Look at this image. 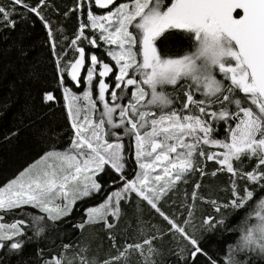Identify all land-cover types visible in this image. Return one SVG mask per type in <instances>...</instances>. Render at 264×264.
Returning <instances> with one entry per match:
<instances>
[{
  "label": "snow or ice",
  "instance_id": "1",
  "mask_svg": "<svg viewBox=\"0 0 264 264\" xmlns=\"http://www.w3.org/2000/svg\"><path fill=\"white\" fill-rule=\"evenodd\" d=\"M48 9L61 14L52 0H0V38L31 15L43 25L48 46L44 60L30 58L32 46L22 39L13 46L24 65L22 80L39 85L43 106L38 110L29 94L19 122L35 127L46 148L0 186V264L22 255L46 229L70 218L78 202L96 195H104L103 201L85 209L74 227L83 232L102 225L111 241L107 255L65 242L49 255L38 247L36 259L24 264H133V257L138 264H161L157 241L165 238L175 242L176 264H198L201 256L208 264H264V197L259 211L226 229L230 211L245 209L264 192V0H74L62 13L77 14L71 37L53 25ZM174 39L187 40L191 50L172 56L166 46L158 47ZM92 49H103V55ZM81 87L82 94L73 90ZM57 90L72 132L66 148L58 146L65 136L61 126L36 127L52 115ZM10 106L0 102V117ZM217 121L225 125L223 139L214 134ZM245 159L251 168L242 166ZM207 162L218 165L213 177L229 174V198L198 195L196 181L190 197L186 193L172 210L179 185L194 173L208 175ZM197 200L214 214L198 216ZM126 204H135L137 218L121 243L112 230L126 216ZM145 208L163 226L144 220ZM10 213L19 218L5 222ZM218 230L239 232L222 260L209 256L201 243L203 233Z\"/></svg>",
  "mask_w": 264,
  "mask_h": 264
},
{
  "label": "trees",
  "instance_id": "2",
  "mask_svg": "<svg viewBox=\"0 0 264 264\" xmlns=\"http://www.w3.org/2000/svg\"><path fill=\"white\" fill-rule=\"evenodd\" d=\"M167 2V0H166ZM52 3L60 9L61 14H57L52 9H48V16L53 21V25L62 27L64 35L71 37L78 27L77 14H70L67 18L62 13L74 4V0H52ZM179 32H174L173 36H179ZM3 38H0V52L3 53L0 56V68L7 66L6 75H0V102H8L11 106L0 117V186L7 184L12 178L16 177L20 171L25 167L33 163L42 154L46 145L41 144L35 135L36 128H27L20 124V112L21 107L25 104L29 94H31L32 100L35 102L37 109H41L39 100V85L32 84L27 80H22L23 72L25 71L22 61H19L16 56V52L13 50V46L18 44L21 39L23 44L32 46L30 58H38L44 60L48 56L47 35L41 22L34 16L27 15L24 20L18 23L15 31H5L2 34ZM166 46L168 54L172 56H179L184 54L185 51L191 50V44L187 40L174 39L170 42H166V45H158V47ZM97 51L98 54H103V49ZM54 72L51 67L48 69L47 78L52 88L56 87ZM22 80V82H20ZM75 92L76 89H73ZM171 91V89L169 90ZM82 93V92H81ZM79 93V94H81ZM59 98V102L53 109L52 115L48 119L42 120L36 127L42 125L54 124L61 126L64 130L65 136L58 146L66 148L68 146L69 138L72 135L71 129L68 127V121L65 115L64 100L62 97V91L57 90L56 93ZM239 94V93H238ZM242 95V94H239ZM182 99V97H181ZM20 129L19 134L8 140L4 141L3 137L8 135L11 131ZM215 136L223 139L226 135L225 125L222 122L217 121L215 125ZM131 141L129 138H125V148L131 153ZM206 151H213L205 146ZM245 168H251L252 162L244 160L242 165ZM132 168L135 165L131 166ZM218 165L214 162H207L208 175L201 177L198 174H192L189 176L187 183L179 185L173 200L176 204L171 205V209L175 210L176 206L184 201L187 196L190 197L193 191V184L196 181H200L201 188L198 195L215 198L218 200H226L229 198L228 186H229V174L220 172L215 177L211 175L212 170L216 169ZM131 174V168L129 169ZM108 180V177L104 178ZM107 191V188H106ZM264 197V192H257L255 199L249 202L248 206L237 212H229L227 214V224L229 227L234 226L237 219H243L245 212L252 211L256 204L259 205L260 199ZM104 199V195H96L92 198L78 202L75 211L70 218L64 221L57 222L54 230L46 229L45 234L39 238L34 239L31 243L25 246L22 255L12 256L8 260V264H24L25 261H34L36 259V250L38 247L46 249V255L59 253L61 245L65 242L84 243L90 246L92 253L103 257L111 251V241L107 239V230L102 225L90 226L83 232L78 231L74 225L78 223L85 214V209L99 205ZM198 212L197 215L202 214H214L212 207L209 204L202 203L197 200L196 202ZM169 206L165 205L167 209ZM126 216L120 222L118 228H114L113 234L118 236L120 242L123 243L124 238L128 233L125 232V228L128 224L135 226L137 218V209L135 204L125 205ZM245 211V212H242ZM19 213L6 214L5 222H12L13 219L19 218ZM238 216V217H237ZM143 219L150 221L158 226H163L165 222L151 210L145 208L143 211ZM131 231V229L129 230ZM221 232V233H220ZM223 230H218L215 233H203L202 234V247L206 250L209 256L214 259H223L225 254L226 244H222L218 249L215 247L216 239L222 234ZM198 235H201L198 233ZM46 237V238H45ZM168 238H165V240ZM158 244V243H157ZM161 251L162 256L159 258L161 264H176V257L174 254L175 242L165 243L164 245H157ZM137 258V257H136ZM139 260V258H137ZM136 259V260H137ZM198 264H208L205 257H199Z\"/></svg>",
  "mask_w": 264,
  "mask_h": 264
},
{
  "label": "rangeland",
  "instance_id": "3",
  "mask_svg": "<svg viewBox=\"0 0 264 264\" xmlns=\"http://www.w3.org/2000/svg\"><path fill=\"white\" fill-rule=\"evenodd\" d=\"M218 79L219 78H222V77H220L219 75H218V77H217ZM168 91L170 90V88H168L167 89ZM82 94V93H81ZM260 209H259V205L258 204H256V207L252 210V211H250V212H252L253 214L255 213V212H257V211H259ZM242 212H245V211H242ZM246 213H249V211L248 212H245L242 216H243V219H242V222H243V220H244V218H245V216H246ZM238 217V216H237ZM253 222H255V220H253ZM242 223H241V218H240V220H239V218L237 219V221L235 222V225L234 226H228V225H226V229H234V228H238V226H240ZM221 233V232H220ZM238 236H239V232L238 231H233V232H229V231H227V230H223V232H222V234H220V236L216 239V242H218L217 244H215V247L216 248H220L221 247V245L222 244H230V243H234L236 240H237V238H238ZM169 241L170 242H173L174 243V241L173 240H171V239H163V240H161V241H157V245H164L165 243H169ZM137 258L136 257H133V264H138V259L136 260Z\"/></svg>",
  "mask_w": 264,
  "mask_h": 264
},
{
  "label": "flooded vegetation",
  "instance_id": "4",
  "mask_svg": "<svg viewBox=\"0 0 264 264\" xmlns=\"http://www.w3.org/2000/svg\"><path fill=\"white\" fill-rule=\"evenodd\" d=\"M101 55H103V54H101ZM85 89L83 88V87H81V88H79V89H76V91H77V93H81V92H83Z\"/></svg>",
  "mask_w": 264,
  "mask_h": 264
}]
</instances>
